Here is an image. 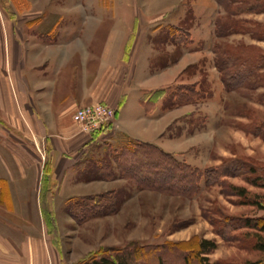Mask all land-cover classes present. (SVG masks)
Masks as SVG:
<instances>
[{"label":"rangeland","instance_id":"374dc122","mask_svg":"<svg viewBox=\"0 0 264 264\" xmlns=\"http://www.w3.org/2000/svg\"><path fill=\"white\" fill-rule=\"evenodd\" d=\"M9 1L12 0H0V3ZM45 1L62 7L83 4V18L99 20L104 28L110 24L120 25L127 13L131 17L134 13L135 34L149 35L155 50L153 62L160 58L173 62L183 53L185 58L195 60L185 64L167 86L152 90L150 97L162 92L165 104L175 102L168 96L182 84H193L199 96L196 101L188 102L192 103L193 111L172 119L162 132L165 138L176 143L172 146L174 150H164L154 142L131 137L116 142L109 140L108 134L87 149L83 154V168L75 170L72 179L88 182L96 178L88 185L102 187V190L92 193L115 190L116 200L111 208L106 205L105 212H84V203L82 212L83 195L67 197L60 185V177L47 180L44 175L43 178L40 176V201L30 199L26 204L17 203V207L9 201H2L0 264H82L83 259L92 255L115 257L117 249L134 247V243L145 257L132 264H158L156 250L144 253L147 246L153 245L163 246L161 252L165 264H182L177 247L166 242L185 241L192 235L216 241V247L206 253L213 264L264 261V251L252 246L255 230L232 227L234 222H226L229 215L263 214L264 209L245 201L250 198L264 201V187L248 183L241 175H224L222 186L201 184L193 194L183 195L131 182L121 176L114 161L121 149L134 142L137 145L151 143L156 148H146L152 149L154 156L159 148L169 153L172 159L200 169L218 165L222 158L234 155L248 154L264 161V139L242 129L246 126L251 129L263 120L264 105L257 98L264 85L256 86L257 75H250L244 83L247 86L227 88L216 67V52L213 50L219 42H241L248 45L246 51L257 54L260 49L264 51V39H258L250 32H232L218 37L214 23L220 15H225V9L217 0ZM67 17L69 15L62 18ZM233 17L250 20L245 26L254 31L264 30V12H242ZM173 105L175 103L168 107ZM54 173L60 176L62 170H54ZM109 178L117 179L107 184ZM230 182L244 185L248 190L246 196L237 194L229 186ZM215 220L218 222L213 226ZM219 228L223 236L217 233ZM259 233L264 236V231ZM192 263L198 264L193 259Z\"/></svg>","mask_w":264,"mask_h":264},{"label":"crops","instance_id":"0c3cea01","mask_svg":"<svg viewBox=\"0 0 264 264\" xmlns=\"http://www.w3.org/2000/svg\"><path fill=\"white\" fill-rule=\"evenodd\" d=\"M131 16L104 28L99 20L83 18L79 3H0V203L17 207L30 199L40 201L43 175L47 180L60 177L67 197L102 190L89 187L96 178H72L83 168V154L104 134L116 142L131 137L174 150L176 143L162 132L194 107L165 106L162 92L150 96L195 60L183 53L173 62H153L151 39L135 34V14ZM95 101L115 109L114 121L92 134L80 131L72 115L78 106ZM35 144L43 147V160Z\"/></svg>","mask_w":264,"mask_h":264},{"label":"trees","instance_id":"16d2710c","mask_svg":"<svg viewBox=\"0 0 264 264\" xmlns=\"http://www.w3.org/2000/svg\"><path fill=\"white\" fill-rule=\"evenodd\" d=\"M17 1V0H12ZM225 9V15H220L215 19L214 31L218 37L225 36L232 32H250L252 36L258 39H264V30L258 31L247 28L245 23L248 19L234 18V15L242 12H264V0H217ZM233 15V16H232ZM243 43H216L213 50L216 52V67L220 72L221 79L227 88L247 86L246 79L250 75H257V84L264 85V51H256L257 54H250L246 51ZM254 47V46H252ZM259 49V48H258ZM261 72V73H260ZM254 86H250L253 88ZM249 88V87H248ZM197 89L193 84L180 85L176 91L168 96V99H173L175 102H169L164 105L168 106L172 103L183 104L194 102L199 96ZM264 105V90L259 93L257 98ZM246 132H251L254 135H259L264 139V118L260 124H256L251 129L242 127ZM134 142L126 145L115 156L114 161L120 171L122 177L127 178L131 182L137 183L140 186H149L154 189L169 190L179 194H193L201 188V184L211 186L215 183L223 185L224 175L237 176L241 175L248 183L264 187V161L255 158L252 155H234L222 158L220 164L215 166H208L204 169L193 167L188 163L172 159L169 153L158 148L157 155L154 156L152 149L155 145L147 142H140L138 145ZM144 146V147H142ZM150 147L152 149H147ZM151 152V154H150ZM1 191L3 190V183H1ZM229 186L239 195L246 196L247 188L244 185L231 183ZM115 190L107 192L91 193L81 196L82 209L85 204V211L89 214L103 213L106 211V205L110 208L115 202L117 195ZM2 194V192H1ZM116 195V196H115ZM264 198V195H263ZM78 202V201H76ZM81 202V201H80ZM246 203L256 205L257 208L264 209V201L258 198L247 199ZM110 204V205H109ZM107 206V207H108ZM79 218L81 216L79 215ZM224 220V219H223ZM218 221H213V226H216ZM228 224L234 222V226L249 227L255 230V237L252 241V246L264 251V236L259 232L264 231V213L257 215H229ZM224 222V225H226ZM217 233L222 234L221 228L216 230ZM125 246L120 250L117 249L115 257H110L107 254L92 255L83 259L82 264H132L144 260L145 255H142L141 249L136 246ZM169 246L177 247L182 264H213L207 258L206 253L216 247V241L211 238L200 237L192 235L191 238L181 241H167ZM165 244V245H166ZM242 245V244H241ZM161 245L147 246L148 250L144 253H149L156 250V261L158 264H165L163 261V254L161 252ZM240 264H264V261H247Z\"/></svg>","mask_w":264,"mask_h":264},{"label":"built area","instance_id":"2783aa9c","mask_svg":"<svg viewBox=\"0 0 264 264\" xmlns=\"http://www.w3.org/2000/svg\"><path fill=\"white\" fill-rule=\"evenodd\" d=\"M73 120L78 125L80 131L94 133L108 125L115 118V109L103 102L95 101L90 104L78 106L73 115ZM41 157H44L42 146L35 144Z\"/></svg>","mask_w":264,"mask_h":264}]
</instances>
